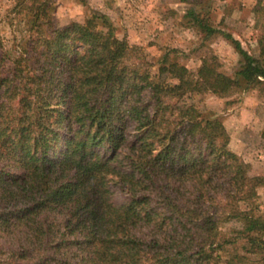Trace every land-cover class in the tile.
<instances>
[{
    "label": "trees",
    "instance_id": "obj_1",
    "mask_svg": "<svg viewBox=\"0 0 264 264\" xmlns=\"http://www.w3.org/2000/svg\"><path fill=\"white\" fill-rule=\"evenodd\" d=\"M263 1L251 47L214 0H178L198 48L221 36L238 53L229 75L213 53L193 72L177 49L152 64L98 12L58 29L53 0H15L26 29L0 71V264H264V170L250 175L223 120L188 102L264 93ZM227 221L240 227L224 234Z\"/></svg>",
    "mask_w": 264,
    "mask_h": 264
},
{
    "label": "rangeland",
    "instance_id": "obj_2",
    "mask_svg": "<svg viewBox=\"0 0 264 264\" xmlns=\"http://www.w3.org/2000/svg\"><path fill=\"white\" fill-rule=\"evenodd\" d=\"M53 0L56 10L53 16L55 28L63 29L70 23H81L91 12L105 15L116 28V34L130 44L137 45L150 63H155L163 53L177 49V58L190 71L200 65V59L207 53H213L221 64V69L232 75L239 66V55L223 37L217 36L206 43L207 47L198 48L199 36L191 29L181 26L182 12L187 8L178 5V0ZM264 4V1H263ZM252 0H214L211 11L218 21L223 18V30L228 31L242 43L255 46ZM15 0H0V71L8 67L7 59H12L15 47L26 29L23 14L14 10ZM176 12V15L173 14ZM264 17V15H263ZM264 23V18L262 20ZM200 101V102H198ZM199 103L203 111L213 112L223 120L229 137L228 148L239 155L251 167L250 175H258L264 170V141L259 133L264 127V93L259 90L233 94L219 98L212 94L197 96L188 101ZM59 108L51 106L50 109ZM252 129V130H250ZM59 151V149H58ZM58 151L51 153L58 156ZM97 151L108 155L106 147ZM264 172V171H263ZM262 172V173H263ZM117 198L120 203L126 200L118 187ZM260 209L264 211V189H258ZM239 223L227 221L220 224L222 233L239 228ZM264 238V235H263ZM247 264H250L247 263ZM254 264V263H253Z\"/></svg>",
    "mask_w": 264,
    "mask_h": 264
}]
</instances>
